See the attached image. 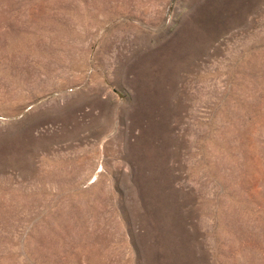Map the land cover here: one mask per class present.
Instances as JSON below:
<instances>
[{
  "label": "rangeland",
  "instance_id": "rangeland-1",
  "mask_svg": "<svg viewBox=\"0 0 264 264\" xmlns=\"http://www.w3.org/2000/svg\"><path fill=\"white\" fill-rule=\"evenodd\" d=\"M0 264H264V0H0Z\"/></svg>",
  "mask_w": 264,
  "mask_h": 264
}]
</instances>
